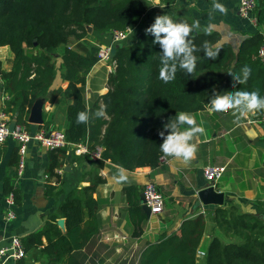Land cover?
I'll list each match as a JSON object with an SVG mask.
<instances>
[{
	"label": "trees",
	"instance_id": "obj_1",
	"mask_svg": "<svg viewBox=\"0 0 264 264\" xmlns=\"http://www.w3.org/2000/svg\"><path fill=\"white\" fill-rule=\"evenodd\" d=\"M159 1L165 8L176 3V0ZM146 10L143 0H0V48L8 47L13 56L10 71L0 76L3 91L8 96L4 112L17 114V125L28 128L30 108L37 99L48 95L56 76V60L60 58L61 79L68 82L62 93L72 100L65 109L66 140L89 149L102 148L101 160L92 162L83 156L96 170L90 176L89 185L67 193L43 229L21 239L25 253L32 254L35 261L43 258L45 264H83L76 254L99 231L93 194L97 186L104 183L98 171L105 162L127 171L159 167L162 140L158 130L163 123L180 111L194 115L206 110L213 89L220 93L222 85L224 93L258 89L264 96V61L257 58L259 48L264 45V35L251 36L234 52L230 45L220 41L216 32L212 31L211 35L193 32L190 39L199 49L195 53L198 58L195 72L188 75L178 69L175 80L165 84L158 79L159 46L153 44V36L145 35V29L154 23V16L144 24L134 42L115 46V68L107 78L108 91L88 106L85 79L98 62L97 49L81 54L67 43L71 39L82 41L88 34L103 35L135 28ZM169 16L176 22L192 23L181 14ZM205 41L211 42L213 50H219L216 60L205 58L202 49ZM60 47L63 51L57 53ZM245 65L252 69L250 79L233 88L230 74L240 73ZM56 94L61 93L53 97ZM100 109L104 110V117L93 116L86 124L76 123L78 112L92 114ZM256 115L261 117L264 111ZM67 150L49 151L48 179L57 176L55 170L62 167ZM54 190L55 187H47V195L53 196ZM123 192L134 226L132 236L138 237L146 217L135 188L125 187ZM10 193L17 204L16 191ZM57 219H64L65 233L58 228ZM214 219L221 230L234 235L237 241L222 243L214 237L199 259L197 252L205 231V216L199 214L146 244L136 264H264L262 221L222 208L215 210Z\"/></svg>",
	"mask_w": 264,
	"mask_h": 264
},
{
	"label": "crops",
	"instance_id": "obj_2",
	"mask_svg": "<svg viewBox=\"0 0 264 264\" xmlns=\"http://www.w3.org/2000/svg\"><path fill=\"white\" fill-rule=\"evenodd\" d=\"M147 10L141 22L135 27L134 34L126 42L135 41L145 23L157 15L181 14L189 21L199 20L202 28L209 23L213 0H176L172 7H163L159 0H143ZM228 8L226 16L214 13L212 23L216 25L213 32L220 36V41L230 45L236 52L241 44L253 35H264V0H258L256 11L247 18L239 15L237 2L234 0H218ZM100 36H107L103 34ZM82 54V53H81ZM13 56L8 47L0 48V76L11 69ZM56 76L42 104L41 125L29 124L27 130L34 133L52 127L64 131L65 109L72 100L62 92L68 82L61 79L60 63L57 59ZM97 62L88 72L85 79L84 94L88 106L97 97L107 93L109 69ZM56 96L53 97L55 93ZM8 96L4 93L0 80V113H5ZM9 122L14 115L5 113ZM197 124L205 128L203 135H197L191 141L198 146L196 158L189 164L173 158L159 167L136 168L127 171L128 182L116 184L112 176L116 166L105 162L98 174L104 183L97 186L93 198L96 201L95 212L99 224L98 233L76 256L83 264H115L114 256L121 251H138L135 264L141 250L146 244L155 242L162 232L174 230L183 220L194 218L199 214L205 216V231L201 239L199 251L205 253L211 240L215 237L222 243H234V235H227L221 230L214 212L222 208L236 214L251 215L264 223V121L260 117L250 115L235 124L231 112L210 113L207 110L194 114ZM17 120V118H16ZM28 120V119H27ZM18 143L8 137L0 144V246H5L13 237H24L40 232L49 217L55 214L57 206L65 195L75 188L87 187L90 176L96 172L93 164L67 150L60 169L55 170L56 177L48 179L46 169L49 162V151L36 143L27 146L24 155V170L20 178L16 177L19 163ZM208 166L224 168L221 178L215 184V191L224 193L225 200L221 207L201 206L194 210L197 200L196 192L207 184L203 170ZM154 183L165 198L163 213L146 218L140 236L133 237V224L128 214V204L123 189L134 187L138 201L146 183ZM55 187L54 195H47V187ZM16 191L19 202L12 207L15 219L6 222L7 212L5 197L10 191ZM140 206V203H139ZM57 226L65 233L63 227ZM45 243V239H42ZM106 251L110 253L106 254ZM32 254L26 253L24 259L12 262L1 261L0 264H37ZM31 259L33 261H31ZM33 262V263H32Z\"/></svg>",
	"mask_w": 264,
	"mask_h": 264
},
{
	"label": "clouds",
	"instance_id": "obj_3",
	"mask_svg": "<svg viewBox=\"0 0 264 264\" xmlns=\"http://www.w3.org/2000/svg\"><path fill=\"white\" fill-rule=\"evenodd\" d=\"M219 12L221 15L228 14V8L213 0L212 12L209 13V23L202 28L199 20H193L191 24L186 21L176 22L167 14L158 15L154 23L145 29V35L154 37L153 44L158 45L160 51L157 53L160 67L158 69V79L165 84L171 83L176 78L179 70L191 75L197 67V56L199 51L190 39L193 32L203 31L205 35H211L216 27L211 21L214 13ZM206 59L216 60L219 50H213L214 46L209 41L202 45ZM252 69L245 65L238 74H230L233 80L232 87L244 85L251 77ZM210 113L231 112L234 117V123L250 115L264 111V96L260 95L258 89L252 91L236 90L228 91L221 95L213 89L208 104L205 106ZM103 109L90 114L87 111H80L76 116V123H87L93 116L97 119L104 117ZM205 128L197 124L196 118L192 113L180 111L174 117H169L167 122L163 123L162 129L158 130V136L162 143L159 150L162 158H173L189 164L196 158L198 146L191 141L197 135H203ZM167 133V135H165ZM127 170L122 166H116V172L112 176L116 184L128 182Z\"/></svg>",
	"mask_w": 264,
	"mask_h": 264
},
{
	"label": "built area",
	"instance_id": "obj_4",
	"mask_svg": "<svg viewBox=\"0 0 264 264\" xmlns=\"http://www.w3.org/2000/svg\"><path fill=\"white\" fill-rule=\"evenodd\" d=\"M209 1V0H207ZM237 2V11L239 15L247 18L251 13L256 11L258 7V0H234ZM135 28L126 29L123 31L113 30L109 33L110 44L108 46L100 47L96 53L97 61L99 63H105L110 72L114 71L115 62L110 57L111 47H115L119 44L126 43L134 34ZM257 58L264 61V45H262L257 53ZM259 121H264V115H262ZM9 119L5 113H0V144H2L8 137H11L18 143L19 163L17 165L16 177L20 178L24 170V155L27 150V146L30 143H36L39 146L44 147L48 151L57 149L68 148L76 156H87L92 162L101 160L102 148L97 146L93 149H89L86 145L70 144L65 137L64 131L52 129L47 136L48 129L38 130L31 133L21 125H15L13 130H8ZM50 129V128H49ZM167 163V158H159V164ZM224 168L221 166H208L204 168L203 174L207 183L216 182L221 178ZM142 196L144 204L150 210L151 216H159L163 213L165 206V198L157 185L154 183H147L142 189ZM5 204L7 205V212L4 215L6 222H11L15 219V214L12 212V207L15 205L14 196L10 193L5 197ZM26 256L24 246L20 238L13 237L9 243L5 246H0V262L9 260L17 262L24 259ZM204 256L203 252L198 251L197 257L201 259Z\"/></svg>",
	"mask_w": 264,
	"mask_h": 264
},
{
	"label": "water",
	"instance_id": "obj_5",
	"mask_svg": "<svg viewBox=\"0 0 264 264\" xmlns=\"http://www.w3.org/2000/svg\"><path fill=\"white\" fill-rule=\"evenodd\" d=\"M90 32H91V29L88 28V33H90ZM115 52H116V48L111 47V49H110L111 59L114 58ZM219 91H220L221 95L224 94V85L219 87ZM16 118H17V114H15L13 120L9 122V125H8L9 132H11L13 130V128L15 127V125L17 124ZM27 121L29 124H34V125H41L43 123L42 104H41L40 99H37L33 103L32 107L30 108ZM51 130H52V127L48 130L47 136L49 135ZM196 197H197V200L194 204V210H196L197 208H199L201 206L221 207V206H223L224 200H225L224 193L216 192L215 191V185L213 183H207L203 187L199 188L196 192ZM139 198H140L139 203H140V207H141L142 212L144 213V215L147 219H150V217H151L150 210L144 204V199H143L142 194L140 195ZM58 224L61 227H63L64 220H59Z\"/></svg>",
	"mask_w": 264,
	"mask_h": 264
},
{
	"label": "rangeland",
	"instance_id": "obj_6",
	"mask_svg": "<svg viewBox=\"0 0 264 264\" xmlns=\"http://www.w3.org/2000/svg\"><path fill=\"white\" fill-rule=\"evenodd\" d=\"M110 44V37L107 36H100L98 34H88L82 41L70 40L67 45L76 50L79 53H86L91 48L98 49L103 46H108ZM63 51V47L58 48L56 51L57 53H61ZM32 52V51H28ZM57 59V58H56ZM59 62L56 60V64L58 65ZM11 64H9L10 66ZM102 65L106 66L105 63ZM147 184V183H146ZM110 253V251H106V254ZM114 256V263L115 264H135L136 258L138 256V251L127 250L121 251L120 253H116ZM32 258V257H31ZM33 259V258H32ZM31 259V261H33ZM33 263V262H32ZM37 264H45L43 258H39L38 261H35ZM96 264V263H95Z\"/></svg>",
	"mask_w": 264,
	"mask_h": 264
}]
</instances>
